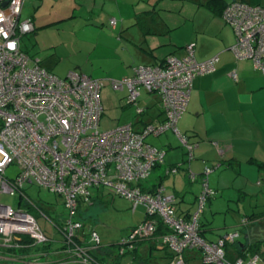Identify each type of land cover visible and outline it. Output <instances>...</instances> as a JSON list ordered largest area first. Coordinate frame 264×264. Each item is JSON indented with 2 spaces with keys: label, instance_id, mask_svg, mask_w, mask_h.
Instances as JSON below:
<instances>
[{
  "label": "built area",
  "instance_id": "2783aa9c",
  "mask_svg": "<svg viewBox=\"0 0 264 264\" xmlns=\"http://www.w3.org/2000/svg\"><path fill=\"white\" fill-rule=\"evenodd\" d=\"M25 1L0 0V196L19 194L16 209L0 203V264H102L91 252L108 246H101L92 230L83 232V213L100 190H110L130 201L133 210L141 206L145 212L144 222L117 244L119 258L150 241L168 248L169 264L195 259L202 264H262L258 255L229 258L227 248L236 244L238 232L209 241L200 236L198 216L214 194L207 182L210 169L200 175L203 188L193 215H178L174 196L165 195L162 186H147L165 155L146 142L148 136L172 132L192 157L193 146L176 124L193 80L212 72L217 59L198 63L193 47L186 46L182 57L170 55L161 64L138 66L132 76L112 81L114 90H128V106H136L141 90L156 96L163 120L142 122L143 112L137 109L136 120L101 130L100 81L76 72L59 78L22 49V38L33 31L32 20L20 18ZM221 15L235 35V58L251 60L264 73V6L231 1ZM109 24L116 26L113 19ZM231 77L236 80L235 73ZM12 167L16 175L8 177ZM197 178L189 175L192 182ZM28 186L60 197V221L43 215L40 205L26 196ZM40 219L53 226L58 238L43 230ZM159 224L165 228L162 235H157ZM47 243L50 250H44Z\"/></svg>",
  "mask_w": 264,
  "mask_h": 264
},
{
  "label": "rangeland",
  "instance_id": "374dc122",
  "mask_svg": "<svg viewBox=\"0 0 264 264\" xmlns=\"http://www.w3.org/2000/svg\"><path fill=\"white\" fill-rule=\"evenodd\" d=\"M102 1L26 0V7L24 11L22 10L20 18L21 20L32 17L34 19V32L22 38V49L31 58L40 60V56L47 59L52 58L55 64L53 74L59 78H65L69 72L77 71L76 73H79L81 71L79 74L100 81L104 111L99 127L101 130H109L134 121L137 109L142 110L149 107L150 115H157L158 107L148 99L144 90H141L136 106H128L125 98L128 90H114L111 86L112 81H120L115 76L125 71L126 59L129 58V54L125 50L122 51V48L115 43L114 38H117L119 33V28H117L119 25L113 29L109 22L111 18L117 22L126 18L129 23H132L131 21L135 20V13L144 11L145 5L137 0H120V4L117 6L115 0H105V4L102 6ZM159 1L147 0L146 4L149 2L152 5ZM162 1L164 3L161 6L165 10L158 11L160 16L176 21L174 23H179L181 20L183 23L190 18H217L215 15L218 13L214 12L216 10L214 5L221 8L222 2L243 1L264 6V0H219L220 2L215 0L213 3L207 4L204 0H200V2L191 0ZM91 7L93 13L89 14L87 11ZM129 17L130 20H128ZM220 17L222 18V15ZM54 22L57 23L54 24ZM47 24L52 25L47 26ZM186 24L190 26V23ZM169 34L172 39L176 40L179 29L171 30ZM153 138V136H148L146 142ZM177 145L183 151L179 142ZM184 159L187 164L189 158L186 154ZM208 164L204 169L208 168L213 171L214 164L211 162ZM16 172L17 169L12 167L6 175L14 177ZM224 172L223 169H216L210 175L209 188L213 189L214 194L206 200L203 211L198 216L200 236L209 241L215 240L219 236L238 232L239 238L236 239V243L244 245L246 240L244 229L241 226L242 221L249 216L252 220H255L256 217H264V186L262 185L261 188L248 186L247 195L242 199L240 191H238L242 180L232 182L231 179L224 176ZM220 174L222 175L216 182V176ZM177 175L182 177V184L176 188L171 177L164 180L165 195L173 196V191L179 192L183 189L182 193H186V197L190 198L188 208H191L195 214L198 204L197 202L193 203V200L196 195L202 192V177L197 179L201 184L196 182L191 185L188 180L184 179L186 175L184 170H180ZM149 181L151 180L148 179L147 182L149 183ZM234 184L236 186H233ZM249 184L251 185L250 182ZM100 191H102V195L104 192V195L95 199L93 205L83 213V221L86 230H92L98 236L101 246H108L116 251V244L128 238L130 232L144 222L145 212L141 206L133 210L130 201L114 195L110 190ZM25 194L41 208L46 206L45 203H50L57 208L56 213L63 209L60 197L44 189L28 186ZM18 201V193L13 196L8 194L0 196V203L8 205L12 209L18 207ZM38 223L49 235L54 234L51 224L42 219L38 220ZM53 236L58 238L57 235ZM254 238L256 239L253 244L258 246L256 252L249 250L243 259H248L256 254L264 264V226L256 230ZM133 254L134 259H131L130 255L120 257V264H169L171 259L170 251L166 246L155 245L150 241L139 244ZM188 264H202V262L195 259L190 260Z\"/></svg>",
  "mask_w": 264,
  "mask_h": 264
},
{
  "label": "crops",
  "instance_id": "0c3cea01",
  "mask_svg": "<svg viewBox=\"0 0 264 264\" xmlns=\"http://www.w3.org/2000/svg\"><path fill=\"white\" fill-rule=\"evenodd\" d=\"M146 1L137 0L145 5V9L135 13V20H132V23L126 18L120 19V23L111 18L115 20L116 26L119 25L117 27L119 33L117 38H114L115 43L129 54L125 71L115 78L122 80L130 77L138 66L161 64L170 55L182 57L186 46L193 47L194 57L198 63L217 59L212 72L193 80L186 109L176 124L178 131L186 135L189 144L193 146L192 157L185 164L186 151L184 148L183 151L178 148V140L172 132L168 131L160 135L161 137H154L148 143L163 150L165 155L162 164L153 170L147 186H162L165 194L163 182L169 177L176 188L182 184V177L177 175L180 170L185 171L184 179L191 185L200 183L198 180L190 181L189 175L202 177L200 175L204 172V167L211 162L214 167L213 171L210 169L207 178L208 186L212 172L223 169L224 176L232 182L242 180L238 191L243 199L247 195L248 186L259 188L264 186V73L255 68L251 60L235 58L232 52L235 44L234 32L220 17L221 13L217 8L214 10L216 14L218 13L215 15L217 18H190L183 23L182 20L174 23L176 21L159 14L164 9L161 6L164 1L160 0L152 5L149 2L146 4ZM210 1L204 0L206 4ZM119 2L120 0H115L117 6ZM104 4L105 0L102 1V6ZM25 7L24 3L23 11ZM92 7L87 11L89 14L93 13ZM25 19H31L34 25L33 17ZM187 22L190 26L186 24ZM49 25L52 24H47ZM176 29H179V35L174 40L169 32ZM40 58V64L53 74L55 64L52 58L41 56ZM231 73H235L236 80L231 77ZM146 94L158 107V114L150 115L149 107L143 108L140 120L142 122L163 120L157 97ZM101 95L102 89L100 98ZM101 103L103 105L102 99ZM136 119L135 117L134 120ZM171 168H176L177 171L168 172ZM221 175L216 176V182ZM182 190L173 191L177 214L193 215L194 211L188 208L190 198L186 197ZM197 197L198 195L194 197L193 203L197 202ZM248 218L243 220L245 224L240 223L244 229L246 244L236 243L227 248L232 259L247 256L248 247L256 239L254 238L256 230L264 226V217H256L255 220Z\"/></svg>",
  "mask_w": 264,
  "mask_h": 264
},
{
  "label": "trees",
  "instance_id": "16d2710c",
  "mask_svg": "<svg viewBox=\"0 0 264 264\" xmlns=\"http://www.w3.org/2000/svg\"><path fill=\"white\" fill-rule=\"evenodd\" d=\"M215 0H211L209 3H213ZM217 1H219V0H217ZM220 2V1H219ZM219 4V3H218ZM222 4H224V5H222ZM222 7L220 8V7H218V6H216V5H214L217 9H218V12L219 13H222V11H223V9H224V7L227 5V3H221L220 4ZM103 191H105V190H103ZM144 191H146V190H144ZM148 191V190H147ZM100 192H102V191H100ZM113 193V192H112ZM114 195H116L115 193H113ZM103 195H104V192H103ZM102 193L100 194V196H99V198H101L102 196ZM41 209V211H42V213H43V215H45L46 217H50V219H52V220H54L55 222H58V221H60V214L62 213V210L60 211V212H58V213H56V210H57V208H54V209H49L48 207H44L43 206V208H40ZM86 211V210H85ZM34 215H35V213H34ZM83 232L85 233V235H87V233L89 232V230H86V225H85V227H84V229H83ZM165 233V228L161 225V224H159V226H158V230H157V235H162V234H164ZM152 243V242H151ZM152 244H155V243H152ZM139 245V244H138ZM137 245V246H138ZM155 245H157V244H155ZM44 246V250H50L51 249V243H47V244H45V245H43ZM136 246V245H135ZM136 246V247H137ZM136 247L134 248V250H132V251H127L126 253H124V256H129L130 255V257H131V259H134L133 257H134V254H133V252L135 251V249H136ZM257 244H251L249 247H248V252H249V250H251V251H253V252H256V249H257ZM40 248V247H39ZM36 250V249H35ZM34 250V251H35ZM28 252H32V251H30V250H28ZM116 254H117V244H116V251L115 250H112V249H110V248H108V247H102V248H100L99 250H96V251H94V252H91V255L98 261V262H100V263H102V264H120V262H119V257H117L116 256ZM133 256V257H132ZM229 256V255H228ZM171 258V257H170ZM229 258H231L230 256H229Z\"/></svg>",
  "mask_w": 264,
  "mask_h": 264
}]
</instances>
